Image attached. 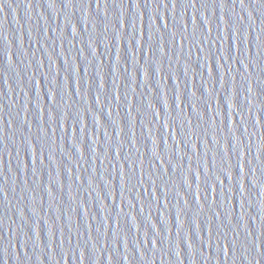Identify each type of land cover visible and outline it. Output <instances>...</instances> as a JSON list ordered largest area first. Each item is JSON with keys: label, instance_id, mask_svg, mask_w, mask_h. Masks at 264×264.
<instances>
[{"label": "water", "instance_id": "obj_1", "mask_svg": "<svg viewBox=\"0 0 264 264\" xmlns=\"http://www.w3.org/2000/svg\"><path fill=\"white\" fill-rule=\"evenodd\" d=\"M260 253L264 0H0V264Z\"/></svg>", "mask_w": 264, "mask_h": 264}, {"label": "snow or ice", "instance_id": "obj_2", "mask_svg": "<svg viewBox=\"0 0 264 264\" xmlns=\"http://www.w3.org/2000/svg\"><path fill=\"white\" fill-rule=\"evenodd\" d=\"M69 2H71V0H69ZM243 2H244V0H240V3L241 4H243ZM229 51H231V47L229 48ZM250 92H251V89H248ZM250 110V109H249ZM246 131V130H245ZM30 238V237H29ZM255 247H256V245H255V243L253 242L252 243V247H251V249H249V251H251V250H253V249H255ZM260 255L262 256V257H264V253H260Z\"/></svg>", "mask_w": 264, "mask_h": 264}]
</instances>
